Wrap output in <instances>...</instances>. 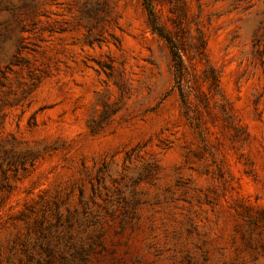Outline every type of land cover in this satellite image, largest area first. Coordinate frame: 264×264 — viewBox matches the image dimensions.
Returning <instances> with one entry per match:
<instances>
[{"label": "rangeland", "instance_id": "rangeland-1", "mask_svg": "<svg viewBox=\"0 0 264 264\" xmlns=\"http://www.w3.org/2000/svg\"><path fill=\"white\" fill-rule=\"evenodd\" d=\"M0 0V264H264V0Z\"/></svg>", "mask_w": 264, "mask_h": 264}, {"label": "trees", "instance_id": "trees-1", "mask_svg": "<svg viewBox=\"0 0 264 264\" xmlns=\"http://www.w3.org/2000/svg\"><path fill=\"white\" fill-rule=\"evenodd\" d=\"M143 3L149 15V21L151 24V28L160 37H162L169 46V49L171 52V58H172V66L174 69L175 82L177 84L178 91L180 92L182 102L185 103V92L183 91L182 85H181L183 77H184L185 65H184L181 50L179 46L177 45V43L174 41V39L171 37V35L167 31H165V29L161 25H159L156 14H155V10L153 7L152 0H143Z\"/></svg>", "mask_w": 264, "mask_h": 264}]
</instances>
